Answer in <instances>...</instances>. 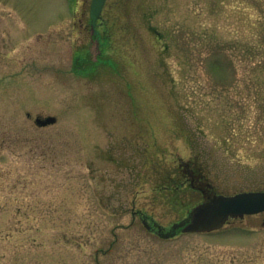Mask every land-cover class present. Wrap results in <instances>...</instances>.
<instances>
[{
  "label": "rangeland",
  "instance_id": "rangeland-1",
  "mask_svg": "<svg viewBox=\"0 0 264 264\" xmlns=\"http://www.w3.org/2000/svg\"><path fill=\"white\" fill-rule=\"evenodd\" d=\"M90 3L0 0V264H264V213L180 232L264 190V0H105L94 32ZM166 169L206 193L164 204Z\"/></svg>",
  "mask_w": 264,
  "mask_h": 264
},
{
  "label": "water",
  "instance_id": "water-1",
  "mask_svg": "<svg viewBox=\"0 0 264 264\" xmlns=\"http://www.w3.org/2000/svg\"><path fill=\"white\" fill-rule=\"evenodd\" d=\"M105 0H91L89 20L91 28L99 19ZM56 122L55 117H36L37 127H46ZM264 213V191H246L233 195H213L207 201L195 206L190 214V220L181 225V233H210L221 229L229 218H243ZM158 232L161 231L157 227ZM167 237L168 235H162Z\"/></svg>",
  "mask_w": 264,
  "mask_h": 264
},
{
  "label": "trees",
  "instance_id": "trees-1",
  "mask_svg": "<svg viewBox=\"0 0 264 264\" xmlns=\"http://www.w3.org/2000/svg\"><path fill=\"white\" fill-rule=\"evenodd\" d=\"M183 46L187 48L186 43L182 42ZM226 46L220 45L218 47V51L216 48H213L209 42L204 43L197 50V63L199 67L203 68L208 73H216L222 72L225 68V63L222 61V57H224ZM189 48L185 49V52L189 53ZM217 52V53H216ZM223 55V56H222ZM198 171V170H197ZM194 173V171H193ZM174 175V177H172ZM191 173L185 170H179V172H174L169 169H166L165 173L162 176V181L165 186V191L168 193L165 196L164 204H168L173 209H177L181 206V202L178 199V194L180 190L179 183L181 181H185L191 177ZM190 184V182H188ZM191 187H189V190Z\"/></svg>",
  "mask_w": 264,
  "mask_h": 264
},
{
  "label": "flooded vegetation",
  "instance_id": "flooded-vegetation-1",
  "mask_svg": "<svg viewBox=\"0 0 264 264\" xmlns=\"http://www.w3.org/2000/svg\"><path fill=\"white\" fill-rule=\"evenodd\" d=\"M92 32H93V29H90ZM196 176H198V175H191V177L189 178V179H187V180H185L186 182H190V186L193 188V189H198L200 192H201V194H205L206 193V191H205V189H202L201 187H196V185H195V182H196ZM198 178H199V176H198ZM184 181H181L180 183L182 184ZM207 186V191L209 192V185H206Z\"/></svg>",
  "mask_w": 264,
  "mask_h": 264
}]
</instances>
